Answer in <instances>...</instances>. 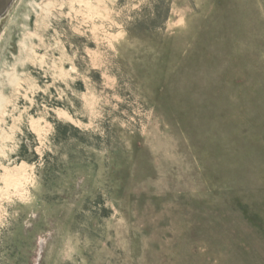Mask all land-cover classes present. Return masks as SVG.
<instances>
[{
  "label": "rangeland",
  "instance_id": "1",
  "mask_svg": "<svg viewBox=\"0 0 264 264\" xmlns=\"http://www.w3.org/2000/svg\"><path fill=\"white\" fill-rule=\"evenodd\" d=\"M0 264H264V0H13Z\"/></svg>",
  "mask_w": 264,
  "mask_h": 264
},
{
  "label": "water",
  "instance_id": "2",
  "mask_svg": "<svg viewBox=\"0 0 264 264\" xmlns=\"http://www.w3.org/2000/svg\"><path fill=\"white\" fill-rule=\"evenodd\" d=\"M13 0H0V18L4 15Z\"/></svg>",
  "mask_w": 264,
  "mask_h": 264
}]
</instances>
